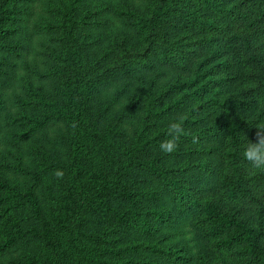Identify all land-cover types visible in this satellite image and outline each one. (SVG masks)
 Here are the masks:
<instances>
[{
	"label": "trees",
	"instance_id": "1",
	"mask_svg": "<svg viewBox=\"0 0 264 264\" xmlns=\"http://www.w3.org/2000/svg\"><path fill=\"white\" fill-rule=\"evenodd\" d=\"M110 1L46 0L38 9L45 6L50 19L40 13L27 24L24 0H0V54L7 51L0 60V161L40 183L37 161L50 145L61 150L63 166L55 165L67 174L47 207L27 181L1 184L10 202L0 215V254L21 249L19 264H150L156 254L159 264H182L170 247L189 244L186 235L197 227L215 250L264 264V195L241 154L248 139L257 140L253 92L264 94V46L255 43L264 33V0L246 16L238 12L243 0H150L143 8L129 0L130 10L119 0L113 10ZM115 13L126 14L130 28L116 26ZM103 28L119 41L99 36ZM37 31L52 32L48 82L25 100L21 91L27 83L31 90L33 77L19 73L28 49L19 47ZM50 54L57 59L51 67ZM190 56L193 73L179 80L174 74ZM180 117L179 147L162 153L167 124ZM53 123L61 127L41 131ZM32 134L35 161L25 143ZM193 154L198 159L187 163ZM130 230L154 242L140 259L130 256L141 245L112 236ZM27 236V247L46 251L33 255L22 243ZM183 247V257H192Z\"/></svg>",
	"mask_w": 264,
	"mask_h": 264
},
{
	"label": "rangeland",
	"instance_id": "2",
	"mask_svg": "<svg viewBox=\"0 0 264 264\" xmlns=\"http://www.w3.org/2000/svg\"><path fill=\"white\" fill-rule=\"evenodd\" d=\"M45 1L46 0H35L32 2V0H24L25 5H23V7H24L23 11H25L26 9H27V11H29V15L27 17L28 18L27 24H29V22H32L37 18L36 14L38 17H40L41 16L40 13L46 15V19H50V15H48V12L44 11L45 6L41 10L38 9L39 4L41 2H45ZM52 1L57 2L58 0H52ZM119 1H121V3L119 2V5L122 6L123 9L130 10L129 5H130L131 1H129V0H119ZM258 1L259 0H243V3H245V4L239 7V11H238L239 14L241 16H246L247 12L252 11L255 8V4H257ZM110 2H112V1H110ZM110 2H107L106 5L109 4ZM148 2H150V0H137V1H135V4L138 3L139 6L134 5L131 8H139L141 6H142L141 8H143L146 6V4H148ZM98 3H99V1H98ZM112 3L113 4L111 6V9L115 10L116 6H117V0H114V2H112ZM112 15L115 18L114 22H116V26L125 27V28L129 26V28H130V25H129V19L130 18L127 17L126 14L121 15V14L115 13ZM25 24H22V25H25ZM112 27H114V26H112ZM112 27H110V28H112ZM48 31H50V30H48ZM104 34H108L111 37L112 42H115L116 40L119 41V36H118L117 32H115L114 30L109 31V30L103 28L102 31L100 32L99 36L104 35ZM140 37L141 36H139V39H140ZM52 40H53L52 32H49L46 35H41L37 31L34 35L25 38V40H23V44L19 47L20 50L22 49L23 46H26L28 48L27 50H21V52L23 53L24 56L22 55V57L19 58V60H18L19 73H23L24 77H27V78H30V74H31V78L33 77V80H32L33 85L30 84L31 90H29V83H27L26 85H24V88L21 91V92H23L22 96L25 98V100H29V98L31 100H33L32 94L39 87V86H37V84H40V86H41V85H43V83L46 84V82H48L44 73H45L46 68H47L46 65H47V59L49 56V53H47V52L53 46ZM255 43L257 45L258 44L261 45V48L264 46V33L262 34V36L258 37V39L255 41ZM105 46L106 45L103 46V49L105 48ZM89 50L92 51V49H89ZM3 52L0 54V60H1V58L4 57V55L7 51H3ZM42 52H44L43 54H45V53L46 54L42 55ZM36 53H38V54H36ZM26 58L27 59L30 58V60L28 59L29 63L24 61ZM85 58L86 57H84V60H85ZM193 59H195V58H192V60ZM52 61H57V59H56V57H53L50 54V63H49L50 67H51L50 64ZM190 61H191V56L189 57L188 61L183 62L180 65L179 69L176 70V73L174 75H176L179 80L181 78H188L191 75V73H193V68L190 65ZM25 63L28 64V66H29L28 68H27ZM25 67H26V69H25ZM249 70L251 71V67L249 68ZM45 80H46V82H45ZM244 86L248 89H253L255 86V82L254 83L253 82H250V83L247 82ZM253 93L254 94L252 97L255 100H254V104H253L250 111H252V115H253L252 117L254 118L253 119V123H254L253 124V130L257 131V127L264 124V94L262 92H260V93L253 92ZM101 96L104 99L107 95H105L103 93ZM16 125H17V123H16ZM60 127H61V125L53 123V124H50V126H47V128H41V131L53 133L54 130L59 129ZM24 129H28V127L21 126V128L18 130L21 131ZM35 133L38 134V130H35ZM33 136H34V134H32V136L28 135L25 139V143L27 145V148L29 145H31L30 151L33 154L32 158L35 161L36 158H34V150L36 147L39 146V144L36 143V141L32 140ZM51 150L52 149L49 145L48 148L46 149L45 156L42 157L41 159H38V161H37V164L40 167L38 169V171L40 174L43 175V180H42V182H40L41 184L37 181V179H35L36 181L33 182L34 178H32L30 181H27L29 178L28 174L24 178V172H20V171L18 172L16 169L5 168L4 166H2V162L0 161V186L2 183H4L5 185H10V183H14L17 181L19 183H25L27 181V184L32 186L33 189L36 191V194L41 198V202H42L43 206L47 207L48 205H50L52 197L56 196V194L59 191V184L56 181L62 182L64 184L66 177H67L65 170L60 171L59 167L56 168V165H55L56 160H58L59 164L63 166V164L61 163V161H62V157L60 154L61 150H59V149H57L56 151H51ZM57 156H59V157L56 158ZM51 157H53L54 159ZM192 159H198V156L196 154H193L191 157H188L187 163L189 162V160H192ZM25 161L28 165L31 164L30 157H26ZM248 173H249V176H251V178H252V182L256 188V191L258 193L264 195V169H257V168H254L252 165H250ZM57 175L59 177L56 179ZM6 189L7 188L2 189L0 187V215L4 213V211L7 209V206L9 205V202H10V199H8L6 202H4V199H3V196H6V193H5V192H7ZM0 226H3V223H0ZM196 229H198V228L197 227L193 228L191 230V232L186 235L187 237H189V244L185 245L184 243L183 244L180 243V244H175L174 246H171V247L169 246L170 248H172L171 251L176 254L173 258H171L172 260L176 259L177 255H178V256H180V258H182V260H181L182 264H185L186 261H188L187 264H223V262H226V264H247L243 259H239L231 253H225V252H220V251L215 250L212 246V241H209L207 239H204L202 236H199ZM27 230H30V229L27 228ZM173 231H181V230L179 227L172 228L171 230H169V232H171V233ZM113 235H115V238H119L120 236H122L121 238H123V237L128 238V239L124 240L123 244L135 243V244L141 245L140 249H135L134 251H132V254L130 256V258H132V259L133 258H137V259L142 258L143 250L145 248H148V246L153 245V243H154V242H150V241L146 240L145 238H137L135 236V232L133 230H130L128 232L123 231L121 234L119 232L116 233V231H113L112 236ZM30 241H31V239H30ZM28 242H29V237L27 236L26 240L22 243L25 244L27 247ZM171 245H173V244H171ZM183 245L185 247H188V249H190L192 251V257H190V256L183 257L184 254H183V252L180 251V250H182ZM27 248L29 251L34 252L35 254H33V255H35V256H39L41 253L46 251V247L43 245H39L38 243L30 244ZM27 248H25V249H27ZM20 250L21 249H19V248H13L11 250H8V253L6 255L0 254V264H19L20 261L17 260V256H18ZM168 256L169 255H167V257ZM145 257L147 258L146 255H145ZM147 259H148L147 262H149L150 264H159L162 260V259L157 258V254L154 258H152V259L147 258Z\"/></svg>",
	"mask_w": 264,
	"mask_h": 264
},
{
	"label": "clouds",
	"instance_id": "3",
	"mask_svg": "<svg viewBox=\"0 0 264 264\" xmlns=\"http://www.w3.org/2000/svg\"><path fill=\"white\" fill-rule=\"evenodd\" d=\"M183 117L172 119L168 122L166 128L167 139L159 144V150L165 154L175 152L179 147V141L184 134L182 124ZM257 140L255 142L249 139L242 145V157L254 168L264 169V124L257 127Z\"/></svg>",
	"mask_w": 264,
	"mask_h": 264
}]
</instances>
